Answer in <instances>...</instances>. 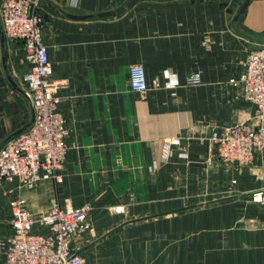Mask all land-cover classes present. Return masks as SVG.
I'll list each match as a JSON object with an SVG mask.
<instances>
[{"label":"crops","instance_id":"1","mask_svg":"<svg viewBox=\"0 0 264 264\" xmlns=\"http://www.w3.org/2000/svg\"><path fill=\"white\" fill-rule=\"evenodd\" d=\"M128 1L41 0L54 78L62 83L58 94L69 123L70 149L60 181L45 180L33 189L17 187L16 194L27 200L34 216L47 212L56 199L91 206L94 228L80 246L84 264H264L263 232L234 230L232 239L222 243L221 224L198 221L204 211L194 210L203 207L185 211L179 228L206 233L213 227L212 240L200 234L174 241L173 225L165 219L112 232L126 219L118 222L122 216L111 211L125 207L132 219L154 215L162 193L166 199L180 180L175 169L193 178L207 167L215 151L210 137L216 129L254 119L255 107L238 99L229 81L240 75L245 54L264 45V0H249L241 13L244 0H138L114 17H68L113 11ZM206 37L211 43L203 47ZM4 40L5 52L0 39V146L33 118L23 82L28 71L23 46L5 36ZM4 54L19 89L8 80ZM135 65L146 71V93L130 87L129 71ZM197 72H202V84L188 86L187 78ZM172 138L181 139L184 149H176L166 160L165 143ZM221 171L226 178L233 175L225 167ZM262 185L264 152L242 170L239 194L227 201ZM13 186L6 181L0 185V264L2 245L13 233L7 196ZM131 226H136L130 229L134 237L126 239ZM152 227L164 231L165 239L141 241V233ZM206 249L211 250L206 254Z\"/></svg>","mask_w":264,"mask_h":264},{"label":"built area","instance_id":"2","mask_svg":"<svg viewBox=\"0 0 264 264\" xmlns=\"http://www.w3.org/2000/svg\"><path fill=\"white\" fill-rule=\"evenodd\" d=\"M40 1L0 2L5 38L21 43L24 49L28 71L23 82L35 114L33 124L0 149V180L15 185L7 190L13 233L2 245L3 264H84L79 243L94 228L90 207L54 200L47 212L34 216L27 208V200L16 194L17 187L33 189L45 180L60 181L70 149L69 123L58 94L62 83L54 78ZM210 43L206 37L201 44L208 47ZM241 67L240 75L229 83L236 89L237 98L255 107L256 119L216 129L210 137L215 151L208 163L231 169L253 165L256 155L264 152V45L249 50L241 59ZM129 82L134 92L148 91L143 66L130 68ZM186 83L200 86L202 72L190 75ZM183 147L179 138L167 140L166 160L174 150L183 151ZM254 199L264 204V189ZM116 211L121 212L119 208Z\"/></svg>","mask_w":264,"mask_h":264},{"label":"rangeland","instance_id":"3","mask_svg":"<svg viewBox=\"0 0 264 264\" xmlns=\"http://www.w3.org/2000/svg\"><path fill=\"white\" fill-rule=\"evenodd\" d=\"M40 3L42 4L41 1ZM238 99L240 98L238 97ZM255 119H256V112L254 115V119L251 122H254ZM174 152L176 151L174 150L172 154ZM179 152H183V151H179ZM183 155H184L183 158H188L187 154H183ZM212 158L213 157H211V159ZM209 160L210 158L208 159V161ZM208 161L206 163L207 167L204 169H200L198 174L194 176L193 178H190L189 176L186 177L184 174L180 175V170L175 169V172H176L175 174L176 176L180 178V180H177L176 182H174L172 186V191L167 192L166 194V199H164L165 193L164 192L162 193V199H158L156 208H154L155 210L151 212V214L160 213L164 211H170V210H174V209H178V208L190 206V205L206 204L214 200H219V199L233 197L235 195H238L239 194L238 192L239 191V179H240L241 172L243 169L250 168L252 165L249 167L236 168V169L227 168L233 172V175L226 178L221 171L222 168L224 167L221 168V166L215 163L209 164ZM255 180L256 181L258 180V176L255 177ZM1 183H3V180H0V185ZM260 187H263V188L252 194H246L240 197H236L234 200H230V201L226 200L225 202L222 201V202H218V203H214L210 205H204L202 206L203 208L198 207L200 209H197L194 211H197V212L201 211V213L202 211H204L203 212L204 215L202 214L203 216L198 217L199 218L198 221L202 222L203 225L207 224V225L214 226L216 224H221V238L220 239L223 240L221 241L222 243H224V240H227L229 238L232 239V237L230 236L234 235L233 234L234 230L235 231L244 230V232L246 231L247 234L251 233L252 235L253 234L255 235L260 232L264 233V204L254 199V195L264 189L263 185ZM85 206L90 207L91 209L90 215H91V219H93L94 217L92 215L93 209L91 208L90 205H85ZM117 208H121V209L123 208V209L121 210V212H117L116 211ZM111 211L118 213L122 216V219L118 220V222L125 220V219L127 221V220H131L132 218H134V215L132 216L129 215L128 211L125 210V207H122V206L114 207L111 209ZM185 214H186L185 211L179 212V213H172V214L165 215L162 217L145 220L140 223L144 225L148 223H151V224L156 223L164 219L168 221L170 220L169 223L173 225L174 241L188 240L190 239L188 237L197 236L200 234L204 235L205 240L214 239V236L212 233L213 227L210 232H206V233H201V232H196V231H193L194 233L193 232L186 233V231L182 232L179 228L180 227L179 222L183 219V216ZM145 216H137V218L145 217ZM133 227H136V226H131L128 228V230L125 231L124 235L126 239L130 236L134 237V234H135L134 231L130 230ZM149 229L151 230L153 229V230L142 232L140 237L139 236H136V237H139L141 241L144 239L153 240L155 239V237L157 240L165 239L164 231L154 230L153 227ZM241 233L242 232H240V234ZM85 237L83 236V239L79 243L80 246L84 243L83 240L85 239ZM120 250H123V248H120ZM210 250L211 249H206L205 253L207 254ZM178 253H179V248H178ZM121 264H124V263H121Z\"/></svg>","mask_w":264,"mask_h":264},{"label":"water","instance_id":"4","mask_svg":"<svg viewBox=\"0 0 264 264\" xmlns=\"http://www.w3.org/2000/svg\"><path fill=\"white\" fill-rule=\"evenodd\" d=\"M1 1V0H0ZM138 0H129L128 2H126L125 4L121 5L120 7L116 8L115 10L113 11H109V12H102V13H98L97 15H84V16H77V15H73V14H69L68 17L71 18V19H74V20H88V19H94V18H99V19H104V18H109V17H114V16H117V15H120L122 14L123 12H125L128 8H131L132 6H134L136 4ZM249 0H244L240 6V10H239V13L243 12L244 9L246 8L247 4H248ZM1 21V20H0ZM0 39H1V43H2V47H3V51L5 52V40H4V34H3V31H2V27H1V22H0ZM3 65H4V69H5V72L7 73L8 75V80L10 81V83L13 85V87H15L16 89H19L17 84L15 83L14 79L12 78V76L9 74V69H8V65H7V57L6 55L4 54L3 56ZM26 95V93H25ZM27 96V95H26ZM28 98V97H27ZM31 103V102H30ZM32 106V104H31ZM33 109V107H32ZM34 117H35V114H34V110H33V118L31 120V122L26 125V127H24L23 129H20L18 130L16 133H14L13 135H11L6 142H8L10 139L18 136L19 134L25 132L34 122ZM5 142V143H6ZM4 143V144H5ZM1 145L0 146V149L4 146ZM230 197L228 198H223V199H219V200H214V201H211V202H208L206 204H197V205H190V206H185V207H181V208H178V209H174L172 211H167V212H162V213H158V214H154V215H149V216H145V217H140V218H136V219H131L129 221H126L125 223H123L122 225H120L119 227L115 228L112 232H115V231H118L120 228H122L123 226H126V225H129V224H132V223H136V222H142V221H145V220H150V219H153V218H158V217H162V216H165V215H169V214H172V213H179V212H184V211H188V210H192V209H195V208H198V207H202L204 205H210V204H214V203H218V202H222V201H226V200H229Z\"/></svg>","mask_w":264,"mask_h":264},{"label":"bare ground","instance_id":"5","mask_svg":"<svg viewBox=\"0 0 264 264\" xmlns=\"http://www.w3.org/2000/svg\"><path fill=\"white\" fill-rule=\"evenodd\" d=\"M122 209L121 208H119V211H121Z\"/></svg>","mask_w":264,"mask_h":264}]
</instances>
